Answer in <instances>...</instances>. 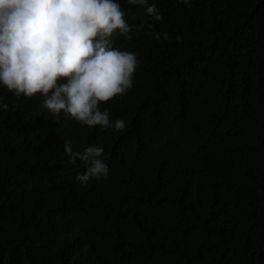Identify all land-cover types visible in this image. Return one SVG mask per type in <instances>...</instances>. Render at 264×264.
I'll return each instance as SVG.
<instances>
[{
  "label": "trees",
  "instance_id": "16d2710c",
  "mask_svg": "<svg viewBox=\"0 0 264 264\" xmlns=\"http://www.w3.org/2000/svg\"><path fill=\"white\" fill-rule=\"evenodd\" d=\"M116 2L139 63L100 108L125 129L0 85V264H264V0ZM64 141L108 177L81 185Z\"/></svg>",
  "mask_w": 264,
  "mask_h": 264
},
{
  "label": "clouds",
  "instance_id": "9594fccd",
  "mask_svg": "<svg viewBox=\"0 0 264 264\" xmlns=\"http://www.w3.org/2000/svg\"><path fill=\"white\" fill-rule=\"evenodd\" d=\"M182 2L192 7L190 0ZM127 3L144 6L148 0ZM146 12L154 21L162 19L155 4ZM124 17L116 0H0V85L16 96L39 93L50 113H64L82 126L125 129V121L112 124L108 111L100 108L133 86L137 54L113 46L116 36L131 31ZM153 38L162 36L154 33ZM7 108L0 97V109ZM63 149L70 162L86 165L76 177L81 185L108 177L102 146L73 152L64 141Z\"/></svg>",
  "mask_w": 264,
  "mask_h": 264
}]
</instances>
